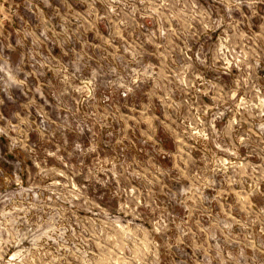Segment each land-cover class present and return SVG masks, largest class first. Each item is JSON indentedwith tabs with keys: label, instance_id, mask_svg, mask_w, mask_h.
Listing matches in <instances>:
<instances>
[{
	"label": "rangeland",
	"instance_id": "rangeland-1",
	"mask_svg": "<svg viewBox=\"0 0 264 264\" xmlns=\"http://www.w3.org/2000/svg\"><path fill=\"white\" fill-rule=\"evenodd\" d=\"M0 264H264V0H0Z\"/></svg>",
	"mask_w": 264,
	"mask_h": 264
}]
</instances>
